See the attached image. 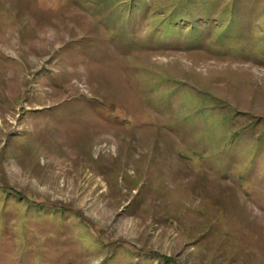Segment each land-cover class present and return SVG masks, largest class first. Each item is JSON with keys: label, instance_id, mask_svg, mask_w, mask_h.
Listing matches in <instances>:
<instances>
[{"label": "rangeland", "instance_id": "1", "mask_svg": "<svg viewBox=\"0 0 264 264\" xmlns=\"http://www.w3.org/2000/svg\"><path fill=\"white\" fill-rule=\"evenodd\" d=\"M0 264H264V0H0Z\"/></svg>", "mask_w": 264, "mask_h": 264}]
</instances>
